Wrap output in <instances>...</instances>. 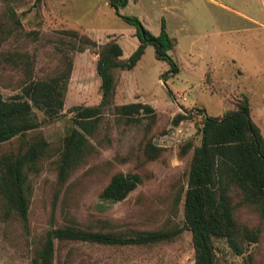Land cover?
<instances>
[{"label": "rangeland", "instance_id": "374dc122", "mask_svg": "<svg viewBox=\"0 0 264 264\" xmlns=\"http://www.w3.org/2000/svg\"><path fill=\"white\" fill-rule=\"evenodd\" d=\"M8 4L22 28L18 36L0 41V51L28 52L39 77L53 74L61 65L62 53L52 40L62 30H75L98 45L116 40L123 50L121 58H127L139 44L136 27L124 19L130 16L153 35L159 34L164 20L167 33L175 39L167 54L176 70L147 45L133 69L118 71L114 104H150L156 111L155 125L147 132L146 120L118 122L106 108L103 120L109 143L58 185L54 159L71 126V108L100 101L95 50L64 49L72 58V71L61 115L36 131L49 146L38 171L29 174L26 222L4 217L0 205V264H32L33 240L61 223L65 210L81 223L112 218L127 228L177 226L181 232L170 241L143 246L66 242L56 250L54 264H193L192 236L183 218L192 148L183 156L179 150L186 143L199 144L204 115L221 117L245 101L264 138V0H127L117 10L110 0H0V22ZM0 73L3 96L18 92V75ZM36 113L43 119L40 110ZM178 113L190 117L175 124ZM146 140L161 148L160 155L136 168L134 160L125 158ZM19 143L15 138L0 144V156L16 150ZM128 171H138L142 179L126 198L111 202L99 197L114 173ZM238 213L250 225L261 223L258 214L246 207ZM215 251V264H248V254L254 264H264V222L259 240L242 255L234 254L224 239L215 240Z\"/></svg>", "mask_w": 264, "mask_h": 264}, {"label": "trees", "instance_id": "16d2710c", "mask_svg": "<svg viewBox=\"0 0 264 264\" xmlns=\"http://www.w3.org/2000/svg\"><path fill=\"white\" fill-rule=\"evenodd\" d=\"M127 0H110L116 10ZM0 22V41L18 36L21 22L8 4ZM124 19L136 27L139 40L136 49L125 59L122 47L116 40L98 45L90 37L75 30H62L54 40L61 55V65L51 75L39 77L35 73V60L23 49L1 50L0 70L18 75L15 88L18 92L4 97L0 90V144L18 138L16 150L0 156V205L4 217L13 216L21 223L27 219L30 189L29 174L38 171L40 160L47 155L48 142L36 133L45 122L59 117L64 107L68 81L72 71V58L64 49L82 52L94 49L97 54L96 73L100 79V101L96 105H76L71 108V126L62 137L61 147L54 159L57 184L63 185L71 173L109 143L104 123L105 109H110L118 122L140 123L146 120L145 131L156 123V111L150 104L130 102L114 104L117 72L131 70L152 45L159 59L176 65L167 52L175 46V39L167 33L164 20L158 35H153L135 16ZM0 73V80L2 78ZM36 109L44 117L39 119ZM249 104L245 101L238 109L223 116L204 115L199 128L198 145L184 144L179 154L188 153L186 188L183 195L184 227L191 232L194 248L193 264H215V240L224 239L234 254L242 255L250 244L259 240L264 222V138L259 127L247 118ZM178 113L173 122L189 118ZM104 131V133L102 132ZM94 141V142H93ZM161 148L151 140L141 141L127 155L136 168H142L159 157ZM138 171L114 173L99 197L105 201H121L141 182ZM183 191V190H182ZM181 198V197H180ZM246 207L256 212L261 223L250 225L239 216ZM63 221L53 225L33 240L32 264H54L55 252L62 244L83 241L107 246L150 245L170 241L181 227L162 226L156 229L127 228L112 218H96L79 222L67 210ZM248 254V264H254Z\"/></svg>", "mask_w": 264, "mask_h": 264}, {"label": "water", "instance_id": "95a60500", "mask_svg": "<svg viewBox=\"0 0 264 264\" xmlns=\"http://www.w3.org/2000/svg\"><path fill=\"white\" fill-rule=\"evenodd\" d=\"M247 118H249V114L247 112H243Z\"/></svg>", "mask_w": 264, "mask_h": 264}, {"label": "crops", "instance_id": "0c3cea01", "mask_svg": "<svg viewBox=\"0 0 264 264\" xmlns=\"http://www.w3.org/2000/svg\"><path fill=\"white\" fill-rule=\"evenodd\" d=\"M116 94V93H115ZM115 99V98H114Z\"/></svg>", "mask_w": 264, "mask_h": 264}]
</instances>
